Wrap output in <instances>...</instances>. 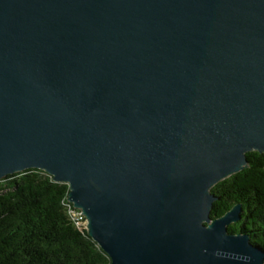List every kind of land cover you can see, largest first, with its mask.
<instances>
[{
    "label": "water",
    "instance_id": "water-1",
    "mask_svg": "<svg viewBox=\"0 0 264 264\" xmlns=\"http://www.w3.org/2000/svg\"><path fill=\"white\" fill-rule=\"evenodd\" d=\"M264 154V0H0V181L30 169L111 264H264L212 187Z\"/></svg>",
    "mask_w": 264,
    "mask_h": 264
},
{
    "label": "trees",
    "instance_id": "trees-1",
    "mask_svg": "<svg viewBox=\"0 0 264 264\" xmlns=\"http://www.w3.org/2000/svg\"><path fill=\"white\" fill-rule=\"evenodd\" d=\"M248 166L211 189V219L243 209L229 234H247L264 251V154H247ZM70 188L45 171L30 169L0 181V264H111L110 258L77 227Z\"/></svg>",
    "mask_w": 264,
    "mask_h": 264
},
{
    "label": "built area",
    "instance_id": "built-area-1",
    "mask_svg": "<svg viewBox=\"0 0 264 264\" xmlns=\"http://www.w3.org/2000/svg\"><path fill=\"white\" fill-rule=\"evenodd\" d=\"M72 217L75 221V225L77 227H82L83 229H87V225H88V220L86 219V217L83 215L82 211L80 209L75 208V210H73L71 212Z\"/></svg>",
    "mask_w": 264,
    "mask_h": 264
}]
</instances>
